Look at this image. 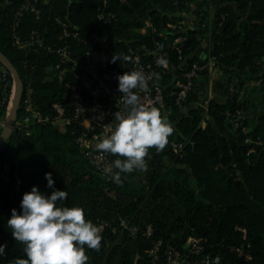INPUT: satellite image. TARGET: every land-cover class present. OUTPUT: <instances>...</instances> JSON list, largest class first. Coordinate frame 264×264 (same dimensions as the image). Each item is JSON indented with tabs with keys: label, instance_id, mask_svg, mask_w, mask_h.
<instances>
[{
	"label": "trees",
	"instance_id": "obj_1",
	"mask_svg": "<svg viewBox=\"0 0 264 264\" xmlns=\"http://www.w3.org/2000/svg\"><path fill=\"white\" fill-rule=\"evenodd\" d=\"M102 1L40 0L37 15L19 12L23 0H0V50L18 70L24 88H31L32 102L41 112L52 116L51 103L64 90L57 78H49L58 58L44 46L17 47L12 39L15 20L20 35L37 30L45 45L61 42V20L106 33L118 53L128 50L127 43L132 47L155 44L173 70L183 61L213 56L234 95L228 100L210 99L205 111L189 107L171 123L174 132L162 154L150 148L148 169L122 174V183L113 178L105 181L84 158L75 142L79 134L75 120L66 124L28 122L15 129L18 141L12 137L0 153V242L7 244V255L0 256V264H13L16 256L25 255L7 219L13 207L20 210L23 193L33 185L46 193L53 190L47 186L48 171L53 173L54 187L67 190L64 203L82 205L86 218L112 224L125 219L140 229L137 234L124 232L121 236L106 230L101 247L87 249V264H151L148 249L158 239L181 249L190 235L206 238V251L219 255V264H264V107L248 98L238 101L246 82L253 78L264 82V0H107L116 19L99 26L95 14ZM193 2L201 9L192 7ZM176 12L192 15V27L182 35L181 58L167 43L178 36L174 35L178 26L183 27V17ZM146 22L150 25L141 33ZM169 23L177 27L170 28ZM202 39L208 41L204 56L197 53ZM5 70L0 123L14 83ZM170 80L169 74L163 75L165 85ZM195 90L196 85L182 104L173 106V115L186 103L197 101ZM256 108L260 109L258 122H250L247 112ZM26 113L20 104L17 120ZM171 141L184 144L181 155L171 151ZM110 158L113 163L118 156L110 153ZM147 224L152 227L149 235L141 232Z\"/></svg>",
	"mask_w": 264,
	"mask_h": 264
},
{
	"label": "built area",
	"instance_id": "obj_2",
	"mask_svg": "<svg viewBox=\"0 0 264 264\" xmlns=\"http://www.w3.org/2000/svg\"><path fill=\"white\" fill-rule=\"evenodd\" d=\"M40 0H23L19 12L28 11L39 14L38 3ZM47 1V0H45ZM72 1V0H69ZM125 1V0H121ZM95 17L99 26L112 24L116 14L108 9L107 0L97 7ZM59 40L61 42L45 45L43 38L37 30H32L29 36L20 35L16 27L18 20L12 25V39L17 47L29 48L32 46H44L51 54L56 55L57 62L51 66L52 79L57 78L63 84L56 99L51 103L52 116L44 114L37 109L31 99V88L26 86L23 91L21 104L26 114L21 120H17L14 129H22L28 122L44 123L46 121H60L62 124L75 120L79 127V134L75 142L84 158L89 162L105 181L112 180L110 173L105 169L112 165L110 153H104L95 148L109 129L115 125L114 114L123 110V97L118 89V74L127 70H142L151 76L149 90L141 92L144 102L155 105L161 109L167 117L173 113V106L182 104L189 93L194 89L197 78L203 71H207L215 64L214 57L207 60H192L180 70L175 82L170 88L163 82V75L171 74L173 66L168 63L165 67L157 63V57L163 56L156 48L146 43L132 47L127 43L128 50L117 52L115 44H111L106 33L98 32L89 27L82 28L72 24L69 20L60 21ZM146 22L139 31L144 33L149 27ZM168 27L177 25L169 23ZM183 29L178 26V30ZM184 37L178 35L174 39H168L170 49H175L181 58V43ZM117 54L120 59L113 61L112 57ZM129 57L125 60L124 57ZM6 70L1 67V78ZM171 81V80H170ZM206 107L208 102H205ZM251 142L249 138L245 140ZM253 142V141H252ZM256 143H260L257 139ZM184 144L178 141L170 142V149L175 154L181 155ZM4 171L7 166L4 165ZM13 179L18 185L19 177L16 170L13 171ZM101 227V234L108 230L112 235L121 236L122 233L137 234L140 229L134 224L120 219L117 224L108 220L97 219L93 221ZM243 237H245V230ZM141 232L145 235L152 233L150 224L144 226ZM207 239L202 236L190 235L185 240L182 248H176L171 244H164L158 239L149 249L148 254L151 264H219L220 257L206 251ZM242 254L240 248H232Z\"/></svg>",
	"mask_w": 264,
	"mask_h": 264
},
{
	"label": "clouds",
	"instance_id": "obj_3",
	"mask_svg": "<svg viewBox=\"0 0 264 264\" xmlns=\"http://www.w3.org/2000/svg\"><path fill=\"white\" fill-rule=\"evenodd\" d=\"M119 59L117 54L112 57L113 61ZM157 63L168 66L163 56L157 57ZM117 78L123 110L114 114L115 125L95 148L118 156L105 171L122 183V174L148 169L150 148L162 151L174 128L159 107L144 102L141 96L149 90L151 76L142 70H127ZM45 177L53 190L46 193L33 185L23 193L20 210L13 207L7 219L13 238L23 245L25 253L16 256L13 264H87V249L101 247V227L86 218L82 205L64 203L68 192L54 187L51 171ZM6 247V242H0V256L7 255Z\"/></svg>",
	"mask_w": 264,
	"mask_h": 264
},
{
	"label": "crops",
	"instance_id": "obj_4",
	"mask_svg": "<svg viewBox=\"0 0 264 264\" xmlns=\"http://www.w3.org/2000/svg\"><path fill=\"white\" fill-rule=\"evenodd\" d=\"M191 27H192L191 25L190 27L188 26V28ZM200 42H202V44L199 45ZM203 47H204V41L202 40L198 41L197 53L201 56L202 55L204 56L207 53L208 44L205 48ZM1 67L2 66L0 65V92L2 87ZM195 85H196L195 91L198 94L197 101L190 102L188 105L182 108L176 115H173V123H176L180 117L184 116L189 107L197 106L202 111H205L206 101L208 102L212 98L228 100L232 98L234 95V89L231 83H229L227 76L224 75V73L222 72L219 66H215V65L210 66V68L204 74H201L197 78ZM250 90L253 93V94L251 93V100L253 102H257L260 100L262 103H264V82H261L260 79H255V78L245 83L244 89L239 93L240 97L238 96V101H242L243 100L241 97L242 94H247L248 91L250 92ZM6 115H7V111H6ZM258 116H259V110L257 109H252L247 112V117L250 119V122L257 123ZM3 123L4 121L0 123V129H2ZM205 123H206L205 120H203L202 126H204ZM3 175H7L6 172H4Z\"/></svg>",
	"mask_w": 264,
	"mask_h": 264
},
{
	"label": "water",
	"instance_id": "obj_5",
	"mask_svg": "<svg viewBox=\"0 0 264 264\" xmlns=\"http://www.w3.org/2000/svg\"><path fill=\"white\" fill-rule=\"evenodd\" d=\"M164 15H167L168 17H173V14H168L166 12H163ZM180 13L176 12V16H179ZM184 33H187L183 29L177 30L174 32V35H183ZM262 60H264V56H262ZM0 62L2 65L8 69L10 74L13 77V81L16 85V92L12 101L10 112L6 115L4 119V123L2 126V129L0 131V153L1 151L6 147L8 141L13 137L14 140L17 142L19 133L15 131L14 126L17 121V114L20 109V104L23 96L24 91V82L16 69V67L13 65V63L9 60V58L0 50ZM186 61H183L178 67H176L172 74H171V81L168 84L167 88H170L173 83L175 82V79L177 78L180 70L186 65Z\"/></svg>",
	"mask_w": 264,
	"mask_h": 264
},
{
	"label": "rangeland",
	"instance_id": "obj_6",
	"mask_svg": "<svg viewBox=\"0 0 264 264\" xmlns=\"http://www.w3.org/2000/svg\"><path fill=\"white\" fill-rule=\"evenodd\" d=\"M192 7L197 8V9H201V7L198 5L197 2H193V3H192ZM180 15L183 17V20L181 21V23H182V25H183L182 28H184V30H186V29L188 28V26L190 27V23H191L192 15L189 14V13H185V12L180 13ZM170 39H171V38H170ZM170 39H169V40H170ZM198 41H200V40H198ZM202 41H204V47H203V48H205V47L207 46V44H208V41H207L206 39H202ZM200 44H202V42H200L199 45H200ZM49 78L52 80V76H49ZM15 92H16V85H15V83H13L12 92H11V95H10V100H9L8 109H7V114L10 112L11 105H12V101H13V98H14ZM251 93H252V91L250 90V92L248 91L247 94H242V96H241L242 99H246V98H248L250 101H252V100H251ZM252 94H253V93H252ZM238 96L240 97V94H239ZM260 99H261V98H260ZM252 102H253V101H252ZM255 103H257L258 105L264 107V103H262L260 100L257 101V102H255ZM188 104H189V103H186V104L183 106V108H184L186 105H188ZM256 109H257V110H260L259 108H256ZM168 119H169V121H170L171 123H173V114H172L171 116H169ZM175 119H176V118H175ZM54 123H56V124H62L60 121H55ZM152 149H153L154 151H156V149H155L154 147H153ZM156 152L162 154V151H156Z\"/></svg>",
	"mask_w": 264,
	"mask_h": 264
}]
</instances>
